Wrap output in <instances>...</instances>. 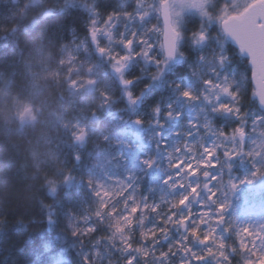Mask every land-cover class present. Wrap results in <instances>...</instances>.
Returning a JSON list of instances; mask_svg holds the SVG:
<instances>
[{
  "label": "snow or ice",
  "instance_id": "obj_1",
  "mask_svg": "<svg viewBox=\"0 0 264 264\" xmlns=\"http://www.w3.org/2000/svg\"><path fill=\"white\" fill-rule=\"evenodd\" d=\"M81 2L83 3L84 0ZM178 2L182 7L194 8L198 11L200 19L198 22L193 21L191 28H186L178 18L180 16V12L176 11ZM86 6L92 19L88 22L85 35L95 53L107 62V69L114 77L120 95L129 107L136 105L143 97L145 89L150 87V84H145L144 88L140 89L134 87L145 77L150 83H156L157 87L167 85L175 100L183 99L186 105L196 103L201 105L195 118L188 121V127L193 129L199 138L201 158L188 157L190 163H185L184 156L175 159V163L170 164V167L179 169L176 173L177 183L171 184L170 187L184 188L189 176L211 177L208 183L203 184L207 200L201 201L204 210L197 218H194L188 201L199 196L201 185L188 184L184 194L168 202V215L157 216V220L163 226L151 228H144L142 225L148 218L147 210L151 209L153 213H157L159 204H141V198L133 193L123 199L120 207L114 206L113 200L116 197L112 192L91 177L83 178L90 188L95 185L93 194L99 200L95 212L89 215L98 218L101 222L105 215L112 218L109 224L112 235L101 238L109 241L120 240L121 253H131L127 255L123 264H136L138 257L148 264L150 256H155L159 264H171L170 256H176L177 252L183 254L180 264H203L209 257L215 259V264H234L232 254L238 255L242 264H264V251H262L264 234L259 230L253 232L250 226L239 228L235 233L238 247L226 242L222 236H217L215 225L224 223L223 213L230 202L227 199H217V188L213 187L212 183L218 178L208 171L222 164L230 172L232 164L229 161L235 157H247L253 163L251 179L264 175V164L256 163L258 157H264V140L254 141L256 147L251 150H246L244 144L250 127L253 132H259L264 137V127L260 126L261 122H264V111L254 113L249 125L248 112L244 109V98L249 88H251V97H255L258 102L257 107L264 106V0H239L238 3L224 0L218 11L209 8L207 0H151V2L135 0V6L127 11L102 10L91 3ZM153 13H155V22H153ZM50 14H52L51 10L45 13V15ZM101 16L103 23L99 22ZM121 17L128 21H139L144 25L143 30L132 29L117 35L113 29ZM75 47H82L84 52L89 51V47L83 42ZM234 58L243 61L241 65L243 72L231 71ZM94 69V64L88 65L87 71L90 75L83 78L85 83H96V77L91 75ZM189 79L194 83L188 84ZM70 84L73 87H83L82 84H78L77 79L71 80ZM100 95L103 104L110 103L114 99V96L107 91L101 90ZM247 102L253 103L250 97ZM166 108L167 110L163 112L165 118L175 119L181 116L182 109L176 108L175 101L167 104ZM161 112L159 104L152 108L154 116L152 123L160 124L162 127ZM224 114L234 117L238 123H233L227 128L221 127L219 118ZM92 116L95 117V110ZM134 122L138 125L145 123L140 117ZM74 127L77 129L73 133L74 141L83 142L87 135L86 129L78 125ZM191 134L186 133V135ZM206 136L215 138L208 146H205ZM237 141H239L238 145ZM181 148L191 153L196 150V144L189 145L185 142L177 147L176 151L180 152ZM168 157L173 159L171 151L168 152ZM73 159L79 161V154H74ZM144 163L151 167L153 161L147 160ZM72 179L71 171L65 169L62 182L68 184ZM172 179L173 177H168L165 183ZM245 179L251 182L250 178ZM60 182L56 179L47 181L52 193L56 192V186ZM227 184L229 191L237 187L231 180H228ZM219 186L223 187L222 181ZM128 187L130 186L125 185L116 195H122ZM209 204L215 207L210 208ZM42 206L48 209L46 218L48 224L52 225L55 220L52 206L43 202ZM185 207H187L186 214L179 211ZM212 211L216 213L215 216L211 215ZM69 215L75 217L68 222L73 237L83 240V237H91L95 234L96 226L81 228L76 224L79 220L88 221L89 215L77 216L71 210ZM137 216L141 217L139 221ZM138 222L141 224L140 237L144 244L132 242L131 233ZM205 224L208 225L207 230L202 228ZM169 225L185 229L187 235H182L180 240L169 244L166 249L158 250L157 255L153 247L146 245L150 241L154 246L160 239L167 238L170 232ZM232 226L231 223L227 224L225 231H230ZM189 238L199 241L202 245L211 246L201 251H194L188 244ZM257 239L261 241L259 245L256 243ZM81 261L82 264H93L87 253L82 255Z\"/></svg>",
  "mask_w": 264,
  "mask_h": 264
},
{
  "label": "rangeland",
  "instance_id": "obj_2",
  "mask_svg": "<svg viewBox=\"0 0 264 264\" xmlns=\"http://www.w3.org/2000/svg\"><path fill=\"white\" fill-rule=\"evenodd\" d=\"M40 10H55V7L51 4L50 0H33ZM151 2V0H148ZM238 3L239 0H233ZM224 0H207V6L213 11H218L223 5ZM135 6V0H118V5L115 10L127 11ZM87 13L88 22L92 17L90 16L88 9H84ZM12 11V10H11ZM176 11L180 12L178 17L182 24L186 28H191L193 21L198 22L200 19L199 13L194 8H185L178 2L176 4ZM16 12L11 13V17H15ZM87 22V24H88ZM100 23H103V16L100 17ZM153 22H155V13H153ZM144 25L140 24L139 21L133 20L128 21L124 17H121L116 22V27L113 32L117 35L120 32H128L132 29L142 31ZM72 36L70 45L65 46L62 49L61 56L57 62L52 66V63H46L39 71L32 73V67L29 69V94L23 107V117H27V120L35 121L44 120V129L38 143L32 148L30 157L34 160V164L38 168L48 166L52 164L64 165L65 158L61 151H63V140H61L59 134V127L65 128L69 131L70 135L77 130L74 125L84 127L87 131L86 139L83 142H76L78 153L83 150L86 146L87 152L82 157V168L79 172L81 174H71L73 179L70 181L69 186L76 189V197L73 199L70 206L64 208L63 226L62 232L58 233L44 246V251H50L53 248L60 247L57 254L52 255L50 264H82L81 257L84 253L89 255L90 260L93 264H123L124 260L127 259L128 254H122L120 251V240L103 239L101 237L111 236L109 224L111 217L105 215L104 220L101 222L98 218L90 216V213L95 212L97 204L99 203L98 198L93 194L94 187H89L85 177H91L94 181L100 182L109 192H112L116 197L113 200V205L120 207L123 199L129 194H135L138 198H141V204H159L160 208L157 213H153L151 209L147 210V220L143 222L144 228H151L153 226L162 227V223L157 220V216L166 217L168 215V202L174 198H177L187 191V185H195L199 183L201 185L200 194L194 200H189L188 204L191 205L194 218L198 217V214L204 210L201 206V201L207 200L206 191L203 189V184L208 183L211 177L205 178L202 175L199 177L189 176L187 183L184 188L179 186L170 187L171 184L177 183L176 173L179 169L170 167V164L175 163V159L180 156H184L185 163L191 161L188 157L200 159V149L198 144V136L194 133L193 129L188 127V121L195 118L196 113L199 111L201 105L199 103L186 105L183 99L175 100V97L167 85L157 87L156 83H150L149 79L145 77L141 81L137 82L134 87L137 89L144 88L145 84H150V87L145 89L144 95L136 105L129 107L124 99V105L121 109H110L113 111L109 116V123L107 126L108 130L110 127H115L118 124H136L134 121L137 117L142 118L145 123L135 126L134 129H130V137L127 140H120L111 137L108 133L102 131L97 133L96 130L86 124L85 120L90 117L95 119L97 112L105 111L110 103L103 104V98L100 95L101 90L107 91L110 94L113 91L114 85L116 84L114 77L107 69V62L105 61L106 69L102 75L98 76L97 69L91 75L96 77L95 84H87L84 82V77L90 74L87 71L88 66H84L83 71H79L82 61L81 58L84 54L94 50L86 36L77 37L73 31L70 32ZM83 42L89 47L88 52H84L83 48H77L75 45H79ZM105 43L107 41L105 40ZM101 57V56H99ZM103 58V57H102ZM44 56L38 58V62L42 63ZM231 71L243 72V61L240 58H234L232 60ZM250 75V73H249ZM171 78V77H170ZM63 79H67L68 99L74 106L75 113L71 119H65L63 117H56L53 111H49L46 115L42 111L35 112L31 106L30 101L41 93L43 90L50 86L60 83ZM73 79L78 80V84H82L83 87H73L70 81ZM188 84L194 82L190 79L187 80ZM166 88L168 94L166 96L168 101L161 106L162 112L160 116V124H154V116L152 108L156 105L151 102L154 98L155 93L161 89ZM248 97H250L253 103H248ZM244 109L248 112V123L251 125L253 120V114L259 111H263L257 107V101L255 97H251V88L245 95ZM175 101L176 108L182 109L181 116L175 119H167L163 116V112L167 110L166 106L169 103ZM27 109V110H26ZM95 110V117L92 116V112ZM221 127H231L235 121L234 117L224 114L219 118ZM261 127H264V122H261ZM159 133V134H158ZM186 133H192L186 135ZM107 137V139H104ZM215 138L212 136H206L205 146H208L213 142ZM264 140L259 132H253L251 127L249 128V135L245 137L244 144L246 150H251L256 147L254 141ZM187 142L189 145L196 144V150L194 152H187L181 148L180 152L176 151V148L181 144ZM239 141H237V145ZM171 151L173 159H169L168 152ZM152 160L153 164L148 167L144 161ZM231 171L224 168L222 164L216 168L208 169L212 176L218 178L217 181H213L212 186L217 188V199L229 200V207L223 213L225 217L224 223L215 225L217 236H222L226 242H230L233 246L238 247V241L236 240L235 233L239 227L235 224V216L237 209H240L241 215L246 214L250 216L252 212L258 213L257 221L258 227H254V232L261 228L264 229V175L257 176L251 179V173L253 172V163L247 157H235L231 161ZM256 163L264 164V157L257 158ZM173 177L168 183L165 181L168 177ZM246 177L251 179L249 182ZM231 180L236 184L234 190L229 191L227 181ZM223 182V187L219 185ZM129 185L126 192L122 195L117 196V193L121 192V189ZM146 198V199H144ZM131 204V201H129ZM210 208H214V205L209 204ZM69 210L74 212L77 216L89 215L88 221L79 220L76 221L77 227H89L96 226V232L91 237L81 238L73 237L71 235V229L68 227L69 219H75L70 217ZM175 211V210H173ZM180 212L186 214L187 207L180 209ZM212 216H215L214 211L211 212ZM234 218V223H233ZM141 219L137 216V221ZM233 224L230 231H225L227 224ZM141 224L138 222L135 228L132 230V242L144 244V241L140 237ZM204 230H207L208 225L202 226ZM260 228V229H259ZM169 235L165 239H160L159 243L154 246L149 241L146 246L153 247L154 251L158 255V250L166 249L169 244H172L176 240H180L182 235H187L185 229H178L169 225ZM69 237L77 239L74 243L70 241ZM98 241V242H94ZM257 245L261 243L259 239L256 241ZM189 246L194 251H201L211 245H202L199 241H194L189 238ZM264 251V249H262ZM118 256V257H117ZM183 254L177 252L176 256H170L171 264H180V260ZM234 264H242L240 257L236 254H232ZM136 264H145L139 257L137 258ZM148 264H159L155 256L148 258ZM203 264H215L213 257L207 258Z\"/></svg>",
  "mask_w": 264,
  "mask_h": 264
},
{
  "label": "trees",
  "instance_id": "obj_3",
  "mask_svg": "<svg viewBox=\"0 0 264 264\" xmlns=\"http://www.w3.org/2000/svg\"><path fill=\"white\" fill-rule=\"evenodd\" d=\"M32 1L0 0V264H50L52 255L57 254L60 247L45 252L44 246L62 232L63 210L76 197V189L69 186L70 182H62L64 170L81 174L82 157L88 148L78 153L73 136L59 127L64 165L36 167L30 152L45 125L44 120L30 121L23 117L22 110L29 94V69L32 67L34 73L46 63L49 66L57 64L62 49L70 45L71 31L77 37L86 36L88 18L84 9L87 4L102 10H113L118 5V0H84L83 3L81 0H50L55 10L45 15L49 10H40ZM12 12H16L15 17H11ZM42 56L44 61L39 63L38 58ZM81 61L79 71L94 64L100 76L106 69L105 59L94 50L84 54ZM67 81L50 83L33 97L29 106L35 112L42 111L46 115L53 111L56 117L71 119L75 110L68 99ZM163 91L168 94L166 88L159 89L151 102L165 104L168 98L163 96ZM111 94L114 99L106 110L97 112L95 119L90 117L85 122L97 133L104 131L115 139L127 140L135 124H118L106 130L113 112L110 109H121L124 105L117 84ZM77 153L79 161L73 159ZM49 179L61 181L55 193L47 183ZM42 202L54 210L52 225L47 222L48 209ZM69 239L76 243L77 239Z\"/></svg>",
  "mask_w": 264,
  "mask_h": 264
},
{
  "label": "bare ground",
  "instance_id": "obj_4",
  "mask_svg": "<svg viewBox=\"0 0 264 264\" xmlns=\"http://www.w3.org/2000/svg\"><path fill=\"white\" fill-rule=\"evenodd\" d=\"M259 142V141H257ZM260 158V157H258ZM237 214L235 216V224L239 227V228H243L244 226H250L251 230L254 232V227H258V221H257V217H258V213H254L252 212V214L250 216L246 217V214L241 215V211L240 209H237ZM260 229V228H259ZM261 233L264 234V229L261 228Z\"/></svg>",
  "mask_w": 264,
  "mask_h": 264
},
{
  "label": "water",
  "instance_id": "obj_5",
  "mask_svg": "<svg viewBox=\"0 0 264 264\" xmlns=\"http://www.w3.org/2000/svg\"><path fill=\"white\" fill-rule=\"evenodd\" d=\"M256 99V98H255ZM264 111V106L260 107ZM136 126H139L138 124H135Z\"/></svg>",
  "mask_w": 264,
  "mask_h": 264
}]
</instances>
